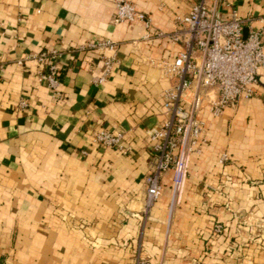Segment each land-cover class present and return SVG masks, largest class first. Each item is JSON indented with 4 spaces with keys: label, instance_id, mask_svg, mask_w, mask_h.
Instances as JSON below:
<instances>
[{
    "label": "crops",
    "instance_id": "crops-1",
    "mask_svg": "<svg viewBox=\"0 0 264 264\" xmlns=\"http://www.w3.org/2000/svg\"><path fill=\"white\" fill-rule=\"evenodd\" d=\"M117 1L0 0V264H135L139 245L152 264H216L223 237L212 236L214 222L234 232L236 213L251 207L255 218L264 219L260 70L253 95L221 115L203 100L197 117L207 135L189 159L177 195L181 203L167 213V172L150 211L154 220L140 240L153 164L149 132L168 120L163 94L172 84L150 60L175 59L183 45L157 33L173 31L196 0H129L145 13L148 27L115 23ZM208 1L221 18L239 11L244 36L259 29L264 44V0ZM108 38L118 43L117 62L110 77L96 84L103 56L78 47ZM51 48L63 52L61 95L28 58ZM22 100L28 102L23 109ZM102 129L122 134L130 149L93 143V133ZM168 214L169 228L163 223ZM260 240L250 251L260 252L264 264V235Z\"/></svg>",
    "mask_w": 264,
    "mask_h": 264
},
{
    "label": "built area",
    "instance_id": "built-area-1",
    "mask_svg": "<svg viewBox=\"0 0 264 264\" xmlns=\"http://www.w3.org/2000/svg\"><path fill=\"white\" fill-rule=\"evenodd\" d=\"M122 21L150 25L145 13L129 0H119L115 4L114 22ZM244 25L245 18L236 9L228 17L221 18L208 0H196L187 14L178 17V25L173 31H158V37L181 43L183 47L172 62L150 60L162 76L172 79V84L163 94L168 120L149 132L153 164L146 177V209H150L161 196L165 173L172 174L171 205L182 191L189 159L192 153L200 152V145L205 141L206 123L197 117L203 100L208 102L212 114L219 116L240 97L252 96L259 84V71L264 72L262 31L252 29L244 36ZM78 50L102 54L104 70L94 79L96 84L110 77L117 62L118 43L115 40L88 42ZM62 54L59 49L51 48L28 57L37 63L40 78L56 95H61L58 58ZM18 64L23 65L24 60H18ZM27 106V101L20 102L21 109ZM92 141L124 152L130 149L124 145L122 134L107 129L95 131ZM223 159L228 156L224 154ZM222 228V224L215 225L217 232ZM135 264L150 263L139 256Z\"/></svg>",
    "mask_w": 264,
    "mask_h": 264
},
{
    "label": "rangeland",
    "instance_id": "rangeland-1",
    "mask_svg": "<svg viewBox=\"0 0 264 264\" xmlns=\"http://www.w3.org/2000/svg\"><path fill=\"white\" fill-rule=\"evenodd\" d=\"M206 135H207V129H206L205 137ZM223 161H227V160L224 159ZM213 190L215 191L217 190V188L214 187ZM178 197L176 203L175 201H173V204L171 205L170 202V204L167 207V213L169 212L170 206H171L170 212H172V210H175V208L180 205L181 200H178L179 199ZM145 199L143 200L142 210H141L143 218L140 225V229H141L140 240L142 242L144 241V236L147 227L149 226V222L154 220L153 218H151V212H150L153 206L150 209H146ZM255 215L256 214L254 212L253 207H251L250 209H245V210L243 209L241 213H236V217L238 218V220H240V223L238 224L234 232H232L230 229L226 230L227 227L226 225H224L223 222L216 221L214 222V224L211 225L210 229L212 230V236L215 238L223 237L222 239L223 247L219 251L218 256L214 258L216 264H260V260L258 259V257H260L259 256L260 252L254 253L250 251V249L255 245L257 247H260V243H262L260 238H262L264 235V219H257L255 218ZM169 219H170V215L168 214L166 215V218L163 220V223L168 228L170 225ZM245 221L247 222L244 223ZM216 224H222L223 228L221 232L215 231ZM211 249H212L211 247L210 249H207L208 254L211 253ZM139 256L143 257L144 259L149 261L150 264H152L148 256H146L143 253V248L140 245L136 251L135 262ZM206 256L208 255L206 254ZM197 264H202V262L198 260Z\"/></svg>",
    "mask_w": 264,
    "mask_h": 264
}]
</instances>
